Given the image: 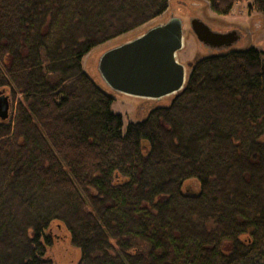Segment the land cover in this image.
<instances>
[{
    "label": "trees",
    "instance_id": "obj_1",
    "mask_svg": "<svg viewBox=\"0 0 264 264\" xmlns=\"http://www.w3.org/2000/svg\"><path fill=\"white\" fill-rule=\"evenodd\" d=\"M170 0H0V264H52L53 223L76 264H264V52L195 58L170 104L121 132L84 72L94 48ZM226 16L242 0H205ZM264 20V0L247 13ZM196 192L183 191L188 181Z\"/></svg>",
    "mask_w": 264,
    "mask_h": 264
},
{
    "label": "rangeland",
    "instance_id": "obj_2",
    "mask_svg": "<svg viewBox=\"0 0 264 264\" xmlns=\"http://www.w3.org/2000/svg\"><path fill=\"white\" fill-rule=\"evenodd\" d=\"M251 2L252 0L236 2L228 15L218 16L208 9L205 0H170L164 14L132 32L97 46L83 58L82 66L84 72L98 87L113 99L110 105V111L121 116L122 133L125 132L126 126L129 123L144 119L150 109L168 106L174 95L163 97L159 100H151L112 91L104 84L98 74L97 62L99 57L105 51L133 40L149 28L164 23L172 16L180 18L183 23L182 48L176 53V60L185 67L186 75L189 73V63L195 58L215 53V51H209L197 43L188 25L189 19L193 17L202 19L215 31H227L230 29L241 30L243 38L232 48L241 49L253 47L263 53L264 20L256 12L247 13V5ZM262 58L264 60V57ZM3 94L8 96L11 107L13 101L9 92L6 91ZM198 189V183L193 180L184 183L182 186L183 191L196 192ZM46 234L49 236L51 244L45 249V256L52 264H76L78 262L79 252L71 245L69 234L64 227L53 223L46 231Z\"/></svg>",
    "mask_w": 264,
    "mask_h": 264
},
{
    "label": "water",
    "instance_id": "obj_3",
    "mask_svg": "<svg viewBox=\"0 0 264 264\" xmlns=\"http://www.w3.org/2000/svg\"><path fill=\"white\" fill-rule=\"evenodd\" d=\"M182 24L180 18L172 16L105 51L97 62L104 84L116 93L143 99L177 95L187 79L185 67L176 60L182 48ZM188 25L197 43L209 51L229 50L242 37L238 29L215 31L198 17L190 18ZM10 113L8 96L0 92V120H6Z\"/></svg>",
    "mask_w": 264,
    "mask_h": 264
},
{
    "label": "flooded vegetation",
    "instance_id": "obj_4",
    "mask_svg": "<svg viewBox=\"0 0 264 264\" xmlns=\"http://www.w3.org/2000/svg\"><path fill=\"white\" fill-rule=\"evenodd\" d=\"M240 33H241V35H242V31H241V30H240ZM241 38H243V36H242Z\"/></svg>",
    "mask_w": 264,
    "mask_h": 264
}]
</instances>
